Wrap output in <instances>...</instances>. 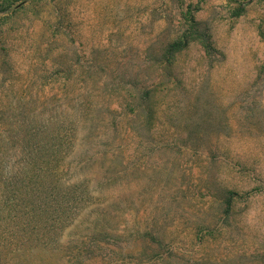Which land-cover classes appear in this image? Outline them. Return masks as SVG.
Returning <instances> with one entry per match:
<instances>
[{"label":"rangeland","instance_id":"1","mask_svg":"<svg viewBox=\"0 0 264 264\" xmlns=\"http://www.w3.org/2000/svg\"><path fill=\"white\" fill-rule=\"evenodd\" d=\"M0 264H264V0H0Z\"/></svg>","mask_w":264,"mask_h":264},{"label":"trees","instance_id":"2","mask_svg":"<svg viewBox=\"0 0 264 264\" xmlns=\"http://www.w3.org/2000/svg\"><path fill=\"white\" fill-rule=\"evenodd\" d=\"M75 137V135H72V139Z\"/></svg>","mask_w":264,"mask_h":264}]
</instances>
